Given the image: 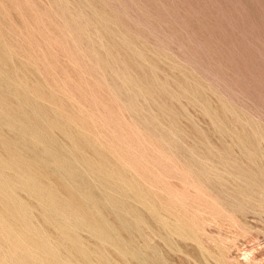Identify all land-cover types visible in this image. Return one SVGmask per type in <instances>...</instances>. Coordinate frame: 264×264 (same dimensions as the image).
<instances>
[{
    "label": "rangeland",
    "instance_id": "374dc122",
    "mask_svg": "<svg viewBox=\"0 0 264 264\" xmlns=\"http://www.w3.org/2000/svg\"><path fill=\"white\" fill-rule=\"evenodd\" d=\"M0 264H264V0H0Z\"/></svg>",
    "mask_w": 264,
    "mask_h": 264
},
{
    "label": "bare ground",
    "instance_id": "6f19581e",
    "mask_svg": "<svg viewBox=\"0 0 264 264\" xmlns=\"http://www.w3.org/2000/svg\"><path fill=\"white\" fill-rule=\"evenodd\" d=\"M21 167V166H20ZM34 168V167H33ZM96 203V202H95ZM93 214V213H92ZM98 227V226H97ZM121 227V226H120ZM113 228V227H112Z\"/></svg>",
    "mask_w": 264,
    "mask_h": 264
}]
</instances>
